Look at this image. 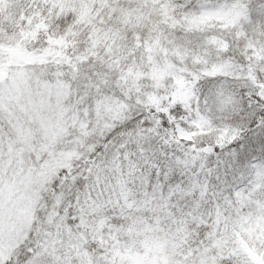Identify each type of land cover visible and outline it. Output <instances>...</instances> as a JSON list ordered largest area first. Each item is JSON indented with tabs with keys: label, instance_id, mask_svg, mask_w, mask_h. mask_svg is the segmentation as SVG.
I'll return each instance as SVG.
<instances>
[{
	"label": "snow or ice",
	"instance_id": "obj_1",
	"mask_svg": "<svg viewBox=\"0 0 264 264\" xmlns=\"http://www.w3.org/2000/svg\"><path fill=\"white\" fill-rule=\"evenodd\" d=\"M0 264H264V0H0Z\"/></svg>",
	"mask_w": 264,
	"mask_h": 264
}]
</instances>
